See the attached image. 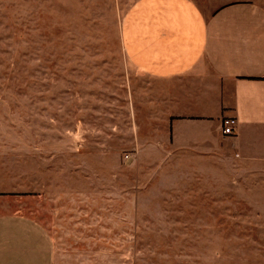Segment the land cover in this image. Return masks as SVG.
Returning <instances> with one entry per match:
<instances>
[{
  "label": "crops",
  "instance_id": "1",
  "mask_svg": "<svg viewBox=\"0 0 264 264\" xmlns=\"http://www.w3.org/2000/svg\"><path fill=\"white\" fill-rule=\"evenodd\" d=\"M118 4L131 129L125 160L167 170L175 186L233 197L190 205L243 213L180 224L201 225L196 234L212 240L206 264H264V7ZM227 117L238 119L234 135L224 132ZM32 157L28 184L0 182V264H128L127 242L147 205L135 171L70 168L67 154Z\"/></svg>",
  "mask_w": 264,
  "mask_h": 264
},
{
  "label": "rangeland",
  "instance_id": "2",
  "mask_svg": "<svg viewBox=\"0 0 264 264\" xmlns=\"http://www.w3.org/2000/svg\"><path fill=\"white\" fill-rule=\"evenodd\" d=\"M137 1L0 0V182L28 184L34 154H56L58 161L67 154L70 168L116 163L134 170L148 191L136 238L127 242L128 264H206L212 240L196 234L201 225L180 219L243 213L190 205L234 198L175 186L167 170L125 160L131 129L116 9L119 3L127 11ZM228 1L237 0L216 3ZM249 1L264 7V0Z\"/></svg>",
  "mask_w": 264,
  "mask_h": 264
},
{
  "label": "built area",
  "instance_id": "3",
  "mask_svg": "<svg viewBox=\"0 0 264 264\" xmlns=\"http://www.w3.org/2000/svg\"><path fill=\"white\" fill-rule=\"evenodd\" d=\"M238 119L236 117H227L224 119V132L227 135H234L237 131Z\"/></svg>",
  "mask_w": 264,
  "mask_h": 264
}]
</instances>
